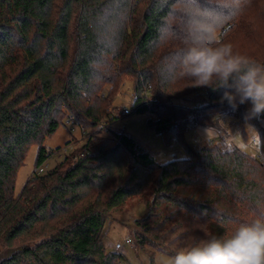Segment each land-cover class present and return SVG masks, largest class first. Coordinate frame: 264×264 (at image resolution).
Returning <instances> with one entry per match:
<instances>
[{
  "label": "trees",
  "instance_id": "obj_1",
  "mask_svg": "<svg viewBox=\"0 0 264 264\" xmlns=\"http://www.w3.org/2000/svg\"><path fill=\"white\" fill-rule=\"evenodd\" d=\"M192 26L214 28L264 64V0H0V264H124L106 247V225L132 200L149 208L138 220L145 230L183 212L219 237L264 217V147L254 157L185 140L195 126L222 131L228 114L264 141V115L178 75ZM126 82L131 112L152 114L150 128L166 143L176 138L187 157L159 164L134 137L110 129L113 140L90 137L84 156L66 155L16 195L30 148L38 146L35 167L44 164L53 154L44 143L66 118L99 125ZM162 203L176 212L161 214Z\"/></svg>",
  "mask_w": 264,
  "mask_h": 264
},
{
  "label": "rangeland",
  "instance_id": "obj_2",
  "mask_svg": "<svg viewBox=\"0 0 264 264\" xmlns=\"http://www.w3.org/2000/svg\"><path fill=\"white\" fill-rule=\"evenodd\" d=\"M217 39L221 36L216 35ZM239 44H235L239 48ZM133 86L126 82L119 90L116 98L108 105V116L97 126H81L72 124L66 118L65 126L48 137L44 146L53 151L50 158L44 162L46 171L54 168L66 155L76 156L85 152L84 146L90 137L106 141L113 140L110 129L122 131L134 137L146 151L150 152L159 164H166L175 159L187 157V153L176 138L166 143L163 137L150 128L148 121L154 116L150 113H132ZM202 97H205L202 95ZM200 99V98H198ZM250 108L251 105L248 104ZM71 119V118H70ZM238 119L224 114L220 116L222 131L204 126H195L185 134V140L193 149L206 144H219L223 149L236 147L254 157L260 154V147L256 144L258 131L249 124L238 126ZM222 140H225L224 142ZM38 146L33 145L27 153L24 164L20 167L15 184V194L19 195L29 178L33 175ZM128 166V169H131ZM139 200L129 201L127 204L111 211L106 225L105 243L108 251L124 256V264H168L169 258L184 248L203 243L212 236L206 227L197 219L180 212L169 225L152 230H145L141 225L149 214V208ZM149 200H153L152 196ZM161 201V200H160ZM166 204L160 206L161 214L174 213L175 209H167ZM157 209L155 208V212ZM132 244H125L122 250H116V244H124L127 239ZM144 238V239H143ZM145 244H140V240ZM7 250L1 251V257L6 256Z\"/></svg>",
  "mask_w": 264,
  "mask_h": 264
},
{
  "label": "clouds",
  "instance_id": "obj_3",
  "mask_svg": "<svg viewBox=\"0 0 264 264\" xmlns=\"http://www.w3.org/2000/svg\"><path fill=\"white\" fill-rule=\"evenodd\" d=\"M190 32L193 38L181 52L178 75L192 87L222 92L221 103L233 108L247 103L250 116L264 115V64L221 42L214 28L192 26ZM255 133L257 147H264ZM168 264H264V217L240 223L229 235L182 248Z\"/></svg>",
  "mask_w": 264,
  "mask_h": 264
},
{
  "label": "built area",
  "instance_id": "obj_4",
  "mask_svg": "<svg viewBox=\"0 0 264 264\" xmlns=\"http://www.w3.org/2000/svg\"><path fill=\"white\" fill-rule=\"evenodd\" d=\"M222 141L224 142L225 140H222ZM81 156H84V153H82ZM46 169H47V166H44L42 164L39 167H35L33 174L34 175H42V174L47 172ZM125 244H132V240L129 238V239L125 240L124 244L117 243L116 244V250H118V251L122 250V248L124 247Z\"/></svg>",
  "mask_w": 264,
  "mask_h": 264
}]
</instances>
